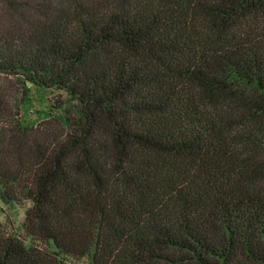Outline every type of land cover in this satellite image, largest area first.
<instances>
[{"label": "trees", "instance_id": "obj_1", "mask_svg": "<svg viewBox=\"0 0 264 264\" xmlns=\"http://www.w3.org/2000/svg\"><path fill=\"white\" fill-rule=\"evenodd\" d=\"M0 78V264H264V0H0Z\"/></svg>", "mask_w": 264, "mask_h": 264}, {"label": "rangeland", "instance_id": "obj_2", "mask_svg": "<svg viewBox=\"0 0 264 264\" xmlns=\"http://www.w3.org/2000/svg\"><path fill=\"white\" fill-rule=\"evenodd\" d=\"M18 86L17 80L14 78H0V87L4 88L5 95H8L10 99L15 98V92ZM26 87L28 88L27 97H25L23 104L20 106V114L24 123L35 124L45 119L49 113L51 114L57 111L56 108H52L50 105H52V100L57 98L58 91L41 89L30 86L28 83ZM28 205L29 203L26 201L23 204L7 207L0 200V225L3 229L12 234L16 233L24 238L21 224L24 210Z\"/></svg>", "mask_w": 264, "mask_h": 264}, {"label": "water", "instance_id": "obj_3", "mask_svg": "<svg viewBox=\"0 0 264 264\" xmlns=\"http://www.w3.org/2000/svg\"><path fill=\"white\" fill-rule=\"evenodd\" d=\"M29 84V83H28Z\"/></svg>", "mask_w": 264, "mask_h": 264}]
</instances>
